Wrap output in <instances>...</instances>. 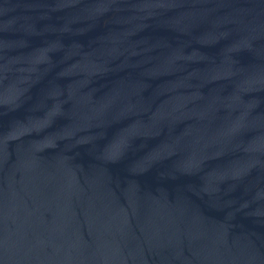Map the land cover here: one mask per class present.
Wrapping results in <instances>:
<instances>
[{"label":"water","instance_id":"95a60500","mask_svg":"<svg viewBox=\"0 0 264 264\" xmlns=\"http://www.w3.org/2000/svg\"><path fill=\"white\" fill-rule=\"evenodd\" d=\"M0 264H264V0H0Z\"/></svg>","mask_w":264,"mask_h":264}]
</instances>
